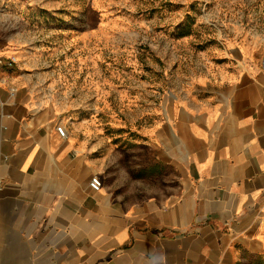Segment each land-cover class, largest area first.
Masks as SVG:
<instances>
[{
	"label": "crops",
	"instance_id": "0c3cea01",
	"mask_svg": "<svg viewBox=\"0 0 264 264\" xmlns=\"http://www.w3.org/2000/svg\"><path fill=\"white\" fill-rule=\"evenodd\" d=\"M0 1V264H264L259 62L235 49L202 90L156 92L153 126L121 148L67 112L85 105Z\"/></svg>",
	"mask_w": 264,
	"mask_h": 264
},
{
	"label": "rangeland",
	"instance_id": "374dc122",
	"mask_svg": "<svg viewBox=\"0 0 264 264\" xmlns=\"http://www.w3.org/2000/svg\"><path fill=\"white\" fill-rule=\"evenodd\" d=\"M6 5L25 11L28 38L43 55L44 68L57 73L62 101L85 105L67 112L92 117L98 140L121 148L137 149L153 126L156 92L202 90L209 77L232 67L235 49L260 64L264 56V0H9Z\"/></svg>",
	"mask_w": 264,
	"mask_h": 264
},
{
	"label": "built area",
	"instance_id": "2783aa9c",
	"mask_svg": "<svg viewBox=\"0 0 264 264\" xmlns=\"http://www.w3.org/2000/svg\"><path fill=\"white\" fill-rule=\"evenodd\" d=\"M14 58L11 57L9 60L7 61H3L2 59H0V62H3L6 65H12V63L14 62ZM261 66L264 68V56L261 59ZM56 130L57 132L64 136L65 135V128L62 125H56ZM102 185V181L100 179V177L96 174L92 175L89 179V186L94 189V190H98Z\"/></svg>",
	"mask_w": 264,
	"mask_h": 264
}]
</instances>
